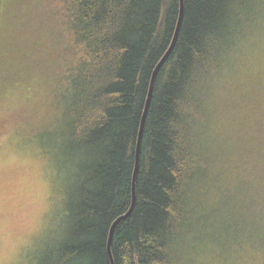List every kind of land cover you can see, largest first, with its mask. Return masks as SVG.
<instances>
[{
	"label": "trees",
	"instance_id": "16d2710c",
	"mask_svg": "<svg viewBox=\"0 0 264 264\" xmlns=\"http://www.w3.org/2000/svg\"><path fill=\"white\" fill-rule=\"evenodd\" d=\"M179 10L180 0H10L0 86L47 78L50 114L42 109L36 136L67 171L59 166L67 230L50 264H111L110 228L131 206L149 83ZM261 37L264 0H184L143 125L135 203L114 226L113 264H199L196 228L211 234L198 246L264 251V83L234 78L243 47Z\"/></svg>",
	"mask_w": 264,
	"mask_h": 264
},
{
	"label": "rangeland",
	"instance_id": "374dc122",
	"mask_svg": "<svg viewBox=\"0 0 264 264\" xmlns=\"http://www.w3.org/2000/svg\"><path fill=\"white\" fill-rule=\"evenodd\" d=\"M9 5L10 0H0V29ZM243 51L244 64L234 78L254 76L264 83V37ZM26 78L0 86V264H50L67 230V171L62 164L66 175L59 170L50 146L36 136L46 114L42 109L47 111V78L35 72ZM249 82L246 78L243 85ZM199 235L211 234L196 228L188 236H194L189 248L195 249L199 264H264L263 250L207 239L198 246Z\"/></svg>",
	"mask_w": 264,
	"mask_h": 264
},
{
	"label": "water",
	"instance_id": "95a60500",
	"mask_svg": "<svg viewBox=\"0 0 264 264\" xmlns=\"http://www.w3.org/2000/svg\"><path fill=\"white\" fill-rule=\"evenodd\" d=\"M183 8H184V0H180L179 16H178V20H177V24H176V27H175L173 38L171 40V43H170L168 49L166 50L165 54L162 56V58L157 63V65L154 68V71H153V73L151 75L149 88H148V93H147V98H146L144 111H143V115H142L140 126H139L138 137H137V142H136V147H135V163H134V171H133V177H132V202H131V206H130L129 210L127 211V213L121 215L120 217H118L112 223L111 228H110L109 237H108L107 248H108V253H109V256H110L111 264H113V256H112V253H111V241H112V235H113L114 226H115V224L118 221L122 220L127 215H129V213L131 212V210H132V208L134 206V203H135V198H136L135 180H136V175H137L138 166H139L141 141H142V133H143V125H144L147 109L149 107L150 99H151V96H152V93H153L155 77H156V74H157V72L159 70V67L162 65V63L165 61V59L169 55V53L172 50V48L174 46V43H175V41L177 39V35H178V32H179V28H180L181 20H182V15H183Z\"/></svg>",
	"mask_w": 264,
	"mask_h": 264
}]
</instances>
